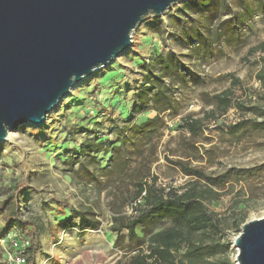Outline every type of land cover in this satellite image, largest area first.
Returning <instances> with one entry per match:
<instances>
[{"label": "rangeland", "instance_id": "374dc122", "mask_svg": "<svg viewBox=\"0 0 264 264\" xmlns=\"http://www.w3.org/2000/svg\"><path fill=\"white\" fill-rule=\"evenodd\" d=\"M188 1L146 17L129 48L73 85L40 126L27 123L0 144V204L9 188L26 185L17 207L10 202L0 212V264H17L14 243L24 241L9 221L15 210L40 229L35 264H127L133 254L116 246L114 219H132L140 182L155 177L159 187L180 191L192 181L179 163L210 176L246 171L243 181L216 189L206 201L224 234L196 238L227 247L214 261L238 264L234 241L242 226L264 216V81L258 78L264 72V0ZM230 75L240 81L232 100L258 110H221L212 103L213 95L232 87ZM156 79L171 107L154 130L136 134L133 126L158 112L153 103L141 106L135 94ZM188 118L201 121L199 134L188 131ZM86 141L103 143L98 162L89 164L81 153ZM115 147H121L125 169L108 178L99 169L113 164ZM63 203L93 212L100 229L63 228L71 214Z\"/></svg>", "mask_w": 264, "mask_h": 264}, {"label": "water", "instance_id": "95a60500", "mask_svg": "<svg viewBox=\"0 0 264 264\" xmlns=\"http://www.w3.org/2000/svg\"><path fill=\"white\" fill-rule=\"evenodd\" d=\"M185 0H0V144L40 126L74 84L120 56L148 16ZM238 264H264V216L242 226Z\"/></svg>", "mask_w": 264, "mask_h": 264}, {"label": "trees", "instance_id": "16d2710c", "mask_svg": "<svg viewBox=\"0 0 264 264\" xmlns=\"http://www.w3.org/2000/svg\"><path fill=\"white\" fill-rule=\"evenodd\" d=\"M198 3L199 0H191L188 1L187 6ZM194 13L197 14V12ZM259 49L263 53L262 61L264 63V43L259 46ZM230 77L232 78V87L213 95L212 103L221 110H227L232 105L244 111L258 110L245 107L238 101L232 100V88L238 86L240 81L233 75ZM258 78L264 81V72ZM159 82L160 80L156 79L149 84L145 91L135 94V99L141 106L153 103L158 112L154 118L145 123L134 125L132 130L136 134L144 133L145 130L147 132L154 130L161 121V114L171 107L172 99L166 95L165 87H162ZM151 92H153L152 95ZM244 124V122L239 123L233 129L242 128ZM186 127L193 135L199 134L203 129L201 121L192 118L186 119ZM127 140L129 138L122 140L121 147L127 144ZM102 145V142L90 143L89 141L81 144V153L89 158V164L94 161L98 162L96 154L101 151ZM121 147L114 148V152L117 153L111 156L113 164L99 169V172L108 178L117 169H125L126 159L119 153ZM179 165L192 180L180 191L176 189L167 191L159 187L155 177L151 181L140 182L136 185V195L131 202L134 210L132 219L128 222H123L119 218L114 219L117 226L112 231L117 235L116 246L126 250V253L133 254L127 264H223L222 261H214V258L226 252L225 245L215 242L207 243L205 240L196 238L198 236L209 238L212 233L224 234L222 222L209 211L206 201L216 194V189H224L234 183L239 184L243 181L246 171L230 169L218 176H210L199 169L183 166L181 163ZM82 168L81 170L87 172V166ZM25 188V184L17 185L12 190L9 188L8 197L0 204V212H3L10 202L17 207L19 196ZM134 204L136 205L134 206ZM61 206L71 211L70 216L61 224L63 228H75L79 231H98L100 229L101 222L95 218L93 212L77 211L65 203ZM75 219H78V222H75ZM9 221L17 227L20 232L19 236L29 242V246L23 253L26 257L25 264H35L36 252L40 246L38 225L23 219L17 210L9 212ZM244 222L245 220H242L241 225ZM241 225H237L238 228ZM138 228L141 230V235L137 232ZM126 241L127 247H124Z\"/></svg>", "mask_w": 264, "mask_h": 264}, {"label": "built area", "instance_id": "2783aa9c", "mask_svg": "<svg viewBox=\"0 0 264 264\" xmlns=\"http://www.w3.org/2000/svg\"><path fill=\"white\" fill-rule=\"evenodd\" d=\"M136 204H134L135 206ZM133 208V207H132ZM12 238V237H11ZM20 244V245H19ZM15 245V249L16 251L14 252V261L17 263V264H25V255L23 254L24 253V250L26 247L29 246V242L28 241H22V243H18V242H15L14 243ZM23 247V248H22Z\"/></svg>", "mask_w": 264, "mask_h": 264}, {"label": "bare ground", "instance_id": "6f19581e", "mask_svg": "<svg viewBox=\"0 0 264 264\" xmlns=\"http://www.w3.org/2000/svg\"><path fill=\"white\" fill-rule=\"evenodd\" d=\"M96 71H97V70H96ZM96 71H95V72H96ZM95 72H94V73H95ZM94 73H93V74H94ZM85 79H86V78H84L83 80H85ZM83 80H82V81H83ZM79 83H80V82H79ZM74 85H75V84H74ZM65 97H66V96H65ZM65 97H64V98H65ZM12 133H13V131L9 132L8 137H11V136H12Z\"/></svg>", "mask_w": 264, "mask_h": 264}]
</instances>
